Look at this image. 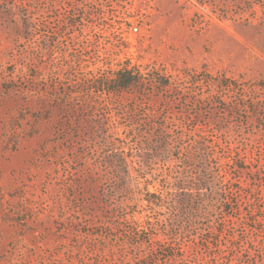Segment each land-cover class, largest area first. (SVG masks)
I'll use <instances>...</instances> for the list:
<instances>
[{
  "label": "rangeland",
  "instance_id": "obj_1",
  "mask_svg": "<svg viewBox=\"0 0 264 264\" xmlns=\"http://www.w3.org/2000/svg\"><path fill=\"white\" fill-rule=\"evenodd\" d=\"M0 264H264V0H0Z\"/></svg>",
  "mask_w": 264,
  "mask_h": 264
},
{
  "label": "trees",
  "instance_id": "obj_2",
  "mask_svg": "<svg viewBox=\"0 0 264 264\" xmlns=\"http://www.w3.org/2000/svg\"><path fill=\"white\" fill-rule=\"evenodd\" d=\"M115 82H116V84H118L117 87L114 88L115 90H118V89L119 90H125L132 83L131 78L129 77V73H127L125 71L119 72L117 74V78H116Z\"/></svg>",
  "mask_w": 264,
  "mask_h": 264
}]
</instances>
